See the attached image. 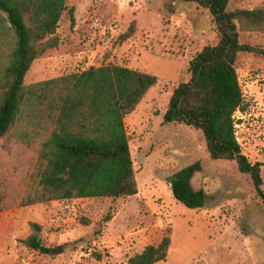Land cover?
I'll return each mask as SVG.
<instances>
[{
	"label": "rangeland",
	"instance_id": "374dc122",
	"mask_svg": "<svg viewBox=\"0 0 264 264\" xmlns=\"http://www.w3.org/2000/svg\"><path fill=\"white\" fill-rule=\"evenodd\" d=\"M263 4L230 0L228 10ZM67 6L74 23L66 10L54 34L58 44L33 61L24 83L105 64L155 74L157 83L125 117L138 193L0 211V264H127L168 231V256L156 264H264V202L250 176L235 161L211 159L200 130L163 121L173 89L190 78L191 59L218 41L210 12L183 0H67ZM240 40L264 47V31L240 30ZM235 67L245 102L235 113L236 135L252 163L264 162V58L241 52ZM13 133L0 138V175L22 194L38 151ZM195 161L202 169L192 183L206 191L207 203L192 209L175 199L168 178ZM31 222L41 225L38 234L49 253L23 242L34 232Z\"/></svg>",
	"mask_w": 264,
	"mask_h": 264
},
{
	"label": "trees",
	"instance_id": "16d2710c",
	"mask_svg": "<svg viewBox=\"0 0 264 264\" xmlns=\"http://www.w3.org/2000/svg\"><path fill=\"white\" fill-rule=\"evenodd\" d=\"M183 1L210 12L218 41L191 59L190 78L173 89L163 121L200 130L211 159L235 161L264 202V162L248 159L235 129V113L245 109L237 58L241 52L264 58V47L241 42L240 30L264 31V4L228 10L230 0ZM66 10L67 0H0V138L14 129L17 141L38 151L32 182L22 194L0 175V211L51 200L138 193L125 117L157 83L155 74L105 64L29 86L24 83L33 61L58 44L54 34ZM68 12L74 23L73 9ZM201 169V162L195 161L168 178L175 199L192 209L207 203L206 191L192 183ZM89 222L82 218V223ZM30 225L34 232L23 242L49 253L51 248L38 234L41 225ZM170 234L129 257L127 264L165 260Z\"/></svg>",
	"mask_w": 264,
	"mask_h": 264
}]
</instances>
